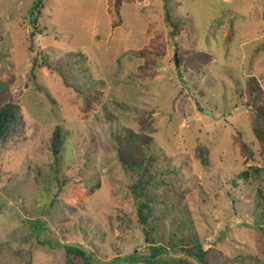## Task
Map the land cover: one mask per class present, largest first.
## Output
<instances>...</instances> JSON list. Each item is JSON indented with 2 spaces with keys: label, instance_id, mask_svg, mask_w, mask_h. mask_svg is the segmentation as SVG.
I'll use <instances>...</instances> for the list:
<instances>
[{
  "label": "rangeland",
  "instance_id": "374dc122",
  "mask_svg": "<svg viewBox=\"0 0 264 264\" xmlns=\"http://www.w3.org/2000/svg\"><path fill=\"white\" fill-rule=\"evenodd\" d=\"M35 1L0 0V84L20 107L0 146V264H65L66 246L92 256L73 264H147L140 174L114 138L123 127L154 138V237L176 223L229 264H264V152L248 92L255 78L264 96V0H43L32 41ZM68 53L83 57L65 84L44 59ZM252 167L260 177L238 178Z\"/></svg>",
  "mask_w": 264,
  "mask_h": 264
},
{
  "label": "trees",
  "instance_id": "16d2710c",
  "mask_svg": "<svg viewBox=\"0 0 264 264\" xmlns=\"http://www.w3.org/2000/svg\"><path fill=\"white\" fill-rule=\"evenodd\" d=\"M42 8L43 0H36L29 11L31 15L30 20L33 25L31 32L32 41L40 33L39 16L42 13ZM177 23L175 22L178 26L179 23ZM188 54L195 61L208 59V56L205 54H197L192 51ZM78 55L68 53L64 58L59 59L54 64L44 59V64L50 70L58 73L65 84H69V79L75 77L74 74L83 57L81 56L80 59H75ZM181 59L183 61V56H181ZM189 66L194 67V63L191 64L190 62ZM257 84L255 78H251L248 82V92L251 95L254 106L252 109V133L258 142L260 150L264 152V96L262 89ZM82 87H84L82 95H85L88 91H92L91 86L87 84L82 85ZM7 95L9 96L7 99L0 98V146L1 141L9 134L12 124L15 122V116L20 111L19 105L10 96V90L7 86L0 84V97ZM63 138L62 128L57 127L50 141V151L55 158V162L59 161L61 157V152L64 148ZM114 138L119 150V160L123 167L133 172H139L140 174L139 180L132 186V193L137 204L139 221L143 225L146 235L145 241L149 243L148 248L150 253L143 258V261L147 264H194V261L199 264H229L228 258L224 257L213 245H204L197 234H185L183 228L176 223L171 224V230L166 237L153 236L155 228L150 225L153 208L145 195V184H149V180L151 179L150 166L153 163V158L148 154L154 140L152 131H141L137 133L131 128L123 127L114 135ZM238 142L242 153L247 155V158L252 157L254 152L248 142L243 138H240ZM199 155L203 163L208 165L205 151L201 147L199 149ZM258 172V168H248L241 171L238 174V178L248 180L254 173L257 175ZM257 177L260 176L257 175ZM233 182L236 184V181ZM65 253V264H73L71 257L75 253L87 257L89 260L92 259L91 254H88L84 249L77 246H66ZM254 264L263 263L256 261Z\"/></svg>",
  "mask_w": 264,
  "mask_h": 264
},
{
  "label": "water",
  "instance_id": "95a60500",
  "mask_svg": "<svg viewBox=\"0 0 264 264\" xmlns=\"http://www.w3.org/2000/svg\"><path fill=\"white\" fill-rule=\"evenodd\" d=\"M175 61H176V65L178 66V65H179V59H178V57H177V54H176V56H175Z\"/></svg>",
  "mask_w": 264,
  "mask_h": 264
}]
</instances>
